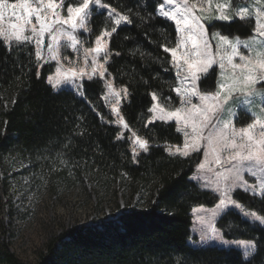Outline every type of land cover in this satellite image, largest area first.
Returning a JSON list of instances; mask_svg holds the SVG:
<instances>
[{
  "label": "trees",
  "instance_id": "16d2710c",
  "mask_svg": "<svg viewBox=\"0 0 264 264\" xmlns=\"http://www.w3.org/2000/svg\"><path fill=\"white\" fill-rule=\"evenodd\" d=\"M102 2L130 22L116 26L105 11L94 10L88 18L89 41L116 28L108 38L106 69L114 86L126 89L121 115L148 142V150L134 158L129 140L119 138L120 129L103 102L101 79L85 80L83 97L68 88L55 89L47 80L53 65L41 66L32 43L0 40V163L20 160L25 174L48 178L53 185L82 175L107 186L117 181L139 203L111 220L62 230L30 264H264V226L233 209L222 213L217 226L228 239L254 240L250 258L236 248L189 242L193 208L214 206L217 196L191 178L201 153L167 151L183 143L176 123L148 122L153 94L167 108L180 101L172 56L164 51L177 44L175 23L158 14L162 0ZM79 3L65 0V5ZM242 24L246 27L240 30ZM208 27L225 35L253 31L251 23L237 18ZM215 76L212 69L202 77L200 91L213 92ZM233 197L264 217V193L237 189ZM0 264L28 263L2 243Z\"/></svg>",
  "mask_w": 264,
  "mask_h": 264
},
{
  "label": "rangeland",
  "instance_id": "374dc122",
  "mask_svg": "<svg viewBox=\"0 0 264 264\" xmlns=\"http://www.w3.org/2000/svg\"><path fill=\"white\" fill-rule=\"evenodd\" d=\"M57 2H59V0H57ZM231 3L233 4V11L238 6L249 7L251 19L241 21L251 23L253 25V31L249 36H242L240 34H231L228 36L230 39L239 37L241 40H249L254 34L256 9L260 8L264 10V0H231ZM102 4L104 3L102 2ZM67 6L68 5H65V0H63V9H58L61 11V18L67 16ZM197 14H199L198 11ZM234 19H236V17H234L233 20ZM49 20H51L50 13ZM261 20L264 21V17H261ZM214 21H216V19L211 21H201L208 29L209 35L207 39H209L212 45V52L216 51V40L212 39V33L219 32L222 35H225L214 27H208V25L212 24ZM123 23L126 22H121V24ZM33 24H35V19H33ZM36 26L39 27V25ZM30 27L31 26H29V29ZM245 27V24H242L238 28L243 30ZM64 31H72L70 24H56L54 26V34L58 38L57 41H53L51 35L45 34L39 46L37 45L35 39L25 42L32 43L35 46L36 56L39 47L40 58L37 59L40 60L41 66L44 64L53 65V71L47 79L49 82V78L51 77L52 82L49 83L52 86L57 80H63V74L68 73L70 69L76 70L77 73L80 69H84L86 72V75H77L74 79L70 78L67 83H62L59 86L54 87L55 89L68 88L73 90L77 95L83 97V82L85 80H88L89 77H91V79L99 78L103 81L105 86V93L103 95L104 105L112 117L113 124L120 129L119 138L124 139L126 137L129 140L133 156L136 158L140 153L145 152L139 147L136 140L137 138L143 141L145 140L142 139L128 125L127 127H124L126 122L121 115L120 106L123 99L126 97V93L124 91L125 89L116 88L114 86L112 78L106 69V62L109 59V37L105 36L103 38L105 52L96 54L90 50L97 47V37L101 36V34L105 31L90 42L87 19L85 29H77L73 32V35H75L78 41L75 48L71 46V41H69L66 36L60 35V33ZM177 33L178 41L173 48H177L178 43L184 35L179 32ZM25 35L31 36L32 33L29 30L25 33ZM6 43L13 44L24 42H16L13 40L10 43ZM50 44L52 45V51H49L48 48V45ZM190 47V45L187 46L189 49ZM185 50L186 48L184 45L177 48V58H179ZM240 50L245 54H249L250 51L244 49L243 45L240 46ZM251 54L255 55L254 52ZM217 59H219L218 56ZM236 62L239 63L238 58ZM182 63L183 62L181 61V64ZM172 64L174 65L173 58ZM94 69L95 72L93 71ZM213 69L216 72L214 91H200L197 81L196 88L200 94L214 95L218 90V82L222 79L221 70L218 65H214ZM174 71L177 77L175 89H181L180 95H178L175 91L180 98L179 104L174 108H167L159 102V98L155 94L157 100L154 101L151 107V109H155V111H151L150 109L148 122L161 120L159 119L161 113L159 112V108L156 107L157 104L160 107H163L165 112H174L177 108H182L184 112H187L191 109L192 105L200 104L198 96L184 94L185 90L193 87L190 79L187 81L183 79V77L187 74L186 65L179 72V75L177 74V68L174 67ZM226 72L229 75L231 74V68L227 65ZM101 73H103V76H101ZM109 84L112 85L115 92L120 93L119 97L110 93L108 88ZM256 88L258 91H264V83L257 84ZM251 99L252 103L248 105L237 104L235 101H230L229 105L226 106L229 110L218 113L217 116L213 117L209 127L203 130L202 135L205 139L198 141L200 150L193 151L189 149V155L195 152L201 153V160L196 165L191 178L196 181L201 188L208 189L217 196V202L214 206L209 207L205 205H197L193 208V222L190 227L191 237L189 242L193 245L208 244L226 248H236L242 252L244 258L246 257V254L250 252L251 254L247 255V258L245 259L250 258L254 253L256 249V242L249 239L226 238L223 231L219 228V226H217V220L223 212L233 209L238 211L244 218L264 226V224H261L252 215L255 213L256 216H260L257 212L245 208L233 197V193L237 189L244 190L257 196H261L264 193V189L260 186L261 180L257 177H253L246 170L241 173L243 180L237 181L236 186L233 187V181L235 179L233 175L234 170H229L233 169V165L237 163V161L231 159L235 150L221 152L220 159L222 163L216 164L214 155H212L209 151L206 137H208L210 132L215 134L217 129L223 127V124L217 123V120L223 122L231 121L236 129L247 127V125L253 123L255 119H260L264 122V105H262V98L257 95ZM182 100L184 101L183 104L181 103ZM117 101L119 102L117 103ZM114 108L118 109V111H113ZM121 118L123 119V123L120 122ZM161 121H174L177 125V129H180L178 131L183 135V143L180 145L168 146V152L169 149H171L172 152H175L176 147L183 149L186 140L184 135L185 132L188 133L187 141L189 144L193 142V137L197 135L192 132L191 124L185 127L182 121L178 123L175 118ZM259 131L260 128L259 125H257L255 130V134L257 136H259ZM206 152L208 153L207 156ZM201 163H206L205 168H200ZM2 164L0 163V244H6L9 250L14 252L22 261L28 264L33 263L38 256V253L44 249L50 238L57 235L62 230L72 226H88L102 223L105 220H111L119 216L122 210L127 206H134L139 203L137 202L138 196L131 195L128 191H125V189L119 185L117 181H115L111 186H107L99 181L93 180L89 176L82 175L76 179L72 178L68 184H57L53 182V185L48 178H40L38 176L33 178L31 175L25 174L22 171L25 166L20 160H13L8 163L5 162L3 165ZM245 168H247V162L245 163ZM257 175L260 176L261 173L258 172ZM221 199H224L225 204L228 206L223 210H217V205L220 204ZM230 201H234L235 203H230ZM140 203V205H142V201ZM236 205H239V207H236ZM214 210H217L215 215L213 214ZM253 244L255 245V248L246 247V245Z\"/></svg>",
  "mask_w": 264,
  "mask_h": 264
},
{
  "label": "snow or ice",
  "instance_id": "6c2138e0",
  "mask_svg": "<svg viewBox=\"0 0 264 264\" xmlns=\"http://www.w3.org/2000/svg\"><path fill=\"white\" fill-rule=\"evenodd\" d=\"M58 9H63V0H59V2L57 0H0V40L10 43L13 40L25 42L35 39L39 46L45 34L51 35L53 41L58 40L54 34L56 24H70L72 31H64L60 35L66 36L71 41V46L75 48L78 41L73 32L77 29L86 28L87 19L94 10L106 11L108 17L113 19L117 26L121 22H130L128 16L116 13L115 9H111L107 4H102L101 0H82L78 6L69 4L66 7L67 16L63 18H61V11ZM49 13L51 20H49ZM158 14L174 21L177 32L184 34L177 48L184 45L186 50L179 58H177V48H165L164 51L171 53L174 61L173 66L177 68L178 75L186 65L187 74L183 79L185 81L190 79L193 87L185 90L184 94L198 96L200 100L199 105H192L187 112H184L182 108H177L174 112H165L163 107L156 105L161 113L159 119L170 120L175 118L178 123L182 121L185 127L191 124L192 132L197 134L193 137V142L188 143V133L185 132L186 140L183 149L176 147L175 152L169 149L170 155L187 156L189 149L200 150L198 141L205 139L202 135L203 130L209 127L213 117L217 116L218 113L229 110L226 106L229 105L230 101L248 105L252 103L251 98L259 95L262 98V105H264V91H258L256 88L257 84L264 83V21L261 20V17H264V10L256 9L254 34L249 40H241L239 37L230 39L228 35H222L219 32L212 33V39L216 40L215 52H212V45L207 39L208 29L201 21L216 19L231 22L234 17L240 20L251 19L248 6H238L233 11L231 0H191V3L190 0H162V3L158 5ZM33 19H35V24H33ZM29 26H31L30 29ZM29 30L32 35H25ZM115 31L116 28H113L112 32ZM112 32L105 31L97 37V47L90 51L96 54L105 52L103 38L105 36L110 37ZM188 45L191 46L190 49L187 48ZM241 45L244 49L250 50L249 54L240 50ZM48 48L49 51H52L51 44L48 45ZM252 52L255 55H252ZM37 58H40L39 47ZM237 58L239 63L236 62ZM214 65L219 66L222 76L221 81L218 82V90L214 95L200 94L197 91L196 82L202 76L206 77ZM226 65L231 68L230 75L226 72ZM93 71L95 72V69ZM77 75L83 76L86 75V72L84 69H80L77 73L76 70L70 69L68 73L63 74L64 79L57 80L53 87L67 83L70 78L74 79ZM49 82H52L51 77ZM108 88L112 95L120 96V93L113 90L111 84L108 85ZM124 91L126 93V89ZM175 91L178 95L181 94L180 88L175 89ZM152 98L154 101L157 100L155 94ZM181 103L183 104L184 101L182 100ZM113 111H118V109L114 108ZM151 111H155V109H151ZM120 122L123 123L122 118ZM217 123H222L223 127L217 129L215 134L210 132L206 137L209 151L214 155L215 163H222L221 152L235 150L231 159L237 163L233 165V169L229 170H234L233 187L236 186L237 181L243 180L241 173L246 170L250 175L261 180L260 186L264 189V122L255 119L253 123L241 129H236L231 121L217 120ZM257 125L260 128L259 136L255 134ZM124 127H127L126 123ZM136 143L142 150H148L146 141L137 138ZM207 154L206 152V156ZM246 162L247 168H245ZM205 166L206 163H201L200 168L203 169ZM258 172L261 173L260 176L257 175ZM230 203L234 204L235 202L230 201ZM227 206L225 200L221 199L220 204L217 205V210H223ZM217 210L213 211L214 215ZM252 215L261 224H264V217L256 216L255 213ZM246 247L255 248V245H246ZM250 254V252L247 253L245 258Z\"/></svg>",
  "mask_w": 264,
  "mask_h": 264
}]
</instances>
